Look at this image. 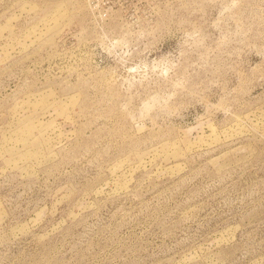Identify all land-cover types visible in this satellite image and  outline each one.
Here are the masks:
<instances>
[{
    "label": "rangeland",
    "instance_id": "obj_1",
    "mask_svg": "<svg viewBox=\"0 0 264 264\" xmlns=\"http://www.w3.org/2000/svg\"><path fill=\"white\" fill-rule=\"evenodd\" d=\"M0 264H264V0H0Z\"/></svg>",
    "mask_w": 264,
    "mask_h": 264
}]
</instances>
